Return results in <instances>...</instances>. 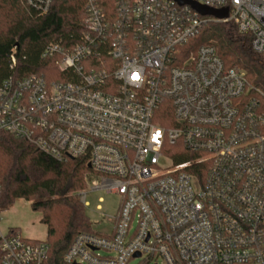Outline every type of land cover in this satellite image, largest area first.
<instances>
[{"label":"built area","instance_id":"built-area-1","mask_svg":"<svg viewBox=\"0 0 264 264\" xmlns=\"http://www.w3.org/2000/svg\"><path fill=\"white\" fill-rule=\"evenodd\" d=\"M190 1L227 16L175 0H84L72 41L41 53L53 71L0 82V131L86 160L84 206L87 190L120 197L111 229L77 233L66 264H264V94L213 43H189L209 22H234L262 53L264 0ZM22 2L42 16L53 0ZM163 107L168 127L156 121ZM48 249L0 231L1 264H46Z\"/></svg>","mask_w":264,"mask_h":264},{"label":"trees","instance_id":"trees-1","mask_svg":"<svg viewBox=\"0 0 264 264\" xmlns=\"http://www.w3.org/2000/svg\"><path fill=\"white\" fill-rule=\"evenodd\" d=\"M84 19V0H53L42 16L30 11L22 0H0V82L9 76L23 78L53 71V60L41 58L42 51L59 39L71 42ZM189 43L193 51L213 43L225 66L242 70L247 82L264 94V51L254 52L250 36L239 33L234 22H209ZM11 51L16 57L13 68L8 58ZM260 101L264 108V97ZM156 121L164 127L172 125L170 107H163ZM177 148L182 150L180 144ZM189 157L185 152L175 161ZM90 173L84 159L56 160L27 141L0 131V211L22 198L41 213L49 247L46 264H66L63 255L76 234L95 233L80 199Z\"/></svg>","mask_w":264,"mask_h":264},{"label":"rangeland","instance_id":"rangeland-1","mask_svg":"<svg viewBox=\"0 0 264 264\" xmlns=\"http://www.w3.org/2000/svg\"><path fill=\"white\" fill-rule=\"evenodd\" d=\"M119 200V195L115 193L104 190L86 191L88 206H84V211L94 231L111 229L112 223L109 218L115 214ZM97 206L101 209L97 210ZM41 217L39 211L32 209L30 202L22 198L17 199L11 207L0 211V231L6 234L10 228H17L23 237L43 241L46 239L47 229L46 225L40 221ZM133 262L136 263L137 260ZM159 264L162 263L159 261Z\"/></svg>","mask_w":264,"mask_h":264},{"label":"water","instance_id":"water-1","mask_svg":"<svg viewBox=\"0 0 264 264\" xmlns=\"http://www.w3.org/2000/svg\"><path fill=\"white\" fill-rule=\"evenodd\" d=\"M180 5H189L194 11H196L201 16H213L216 18H224L227 16V10L226 9H211L202 5H199L193 1L190 0H175ZM87 167L89 168L90 165L88 164ZM77 264V263H74Z\"/></svg>","mask_w":264,"mask_h":264},{"label":"crops","instance_id":"crops-1","mask_svg":"<svg viewBox=\"0 0 264 264\" xmlns=\"http://www.w3.org/2000/svg\"><path fill=\"white\" fill-rule=\"evenodd\" d=\"M17 229V228H16ZM19 231V230H18Z\"/></svg>","mask_w":264,"mask_h":264}]
</instances>
